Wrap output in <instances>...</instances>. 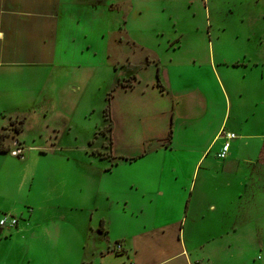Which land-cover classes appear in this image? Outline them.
<instances>
[{
  "label": "rangeland",
  "instance_id": "374dc122",
  "mask_svg": "<svg viewBox=\"0 0 264 264\" xmlns=\"http://www.w3.org/2000/svg\"><path fill=\"white\" fill-rule=\"evenodd\" d=\"M200 1L205 9L204 30L215 45L217 60L224 48L231 60L245 53L264 61L260 43L264 0ZM123 2L115 8L123 21L127 19L125 31L131 41L119 29L109 39L97 33L99 44L91 41L78 44V49H61L62 61L51 69L43 65L0 68V149H7L0 152V219H18L15 228L0 233V264L99 263L96 251L108 245L104 235L92 232L98 218L91 215L94 208L108 215L112 199L106 198L117 193L123 201H131L134 189L124 183V177L150 168L159 172L162 166L165 171L177 167L158 150L168 138L170 112L176 104L171 94L161 91L156 72L161 68V81L186 94L195 86L192 71L202 70L188 66L196 54L193 45L177 49L180 25L189 28L183 19L190 17L187 0H160V6L142 0L138 5L143 14H128V1ZM52 48L51 43L50 58ZM205 77L207 107L219 111L224 106L223 91L212 77ZM193 96H186L178 111L184 115L205 111V104ZM242 105L246 109L248 101L244 99ZM187 128L185 120L177 124L178 139ZM214 128L209 124L203 132L195 130L194 146L186 148L187 155L193 150L197 157L208 148ZM223 142L220 139L219 146ZM217 151L215 147L209 153L210 159ZM123 158L129 161L114 165ZM209 163L199 165V172L207 171ZM210 188L202 184L200 175L194 178L190 192L196 210L188 214L195 223L191 259L200 264H264V179L259 178L253 193L223 196L238 198L225 218L223 209L209 212ZM33 211L35 230L26 234L23 225L33 218ZM224 230L225 237L204 242L203 234L217 237ZM102 264L121 263L109 259ZM177 264L184 263L177 260Z\"/></svg>",
  "mask_w": 264,
  "mask_h": 264
},
{
  "label": "crops",
  "instance_id": "0c3cea01",
  "mask_svg": "<svg viewBox=\"0 0 264 264\" xmlns=\"http://www.w3.org/2000/svg\"><path fill=\"white\" fill-rule=\"evenodd\" d=\"M126 1L129 5L128 14H143L142 8L138 5L142 0ZM153 1L160 6V0ZM121 3L125 2L0 0V68L43 65L48 70L62 61L61 49L65 51L78 49V44H89L91 41L99 44L95 41L97 33L106 35L109 39L119 29L121 35L125 27L127 29L126 17L123 21L124 16L119 15L118 8H115L116 4L121 6ZM186 3L190 17L183 19L188 20L189 28L182 29L180 25L177 49L185 48L187 43L193 45L196 54L188 66L202 70L192 71L191 77L195 86L186 94L175 91L169 82L167 85V82L164 84L161 81V68L159 78L156 72L161 91L171 94L176 104V109L173 108L170 112L171 128L174 127L175 131L170 128L169 145L167 138L165 142L159 143L158 150L162 149L169 161L177 167L165 171L162 166L159 172L150 168L131 177H124V183L134 189L131 201H123L124 198L117 193L106 198L112 199L108 215L99 214L98 206L94 208L91 215H98V218L92 232L104 235L108 245L102 249L94 246V249H97L94 258L99 262L96 264H102L109 259L121 264H177V260L184 264H200L196 263L194 257L191 259L195 250L193 239L195 223L194 218L191 219L188 214L189 212L193 214L196 210L194 208L196 203L192 199L193 192H190L194 188V178L200 175L202 184L211 187L207 203L209 212L220 213L223 209L224 218L231 204L237 205L238 198L243 194L253 193L259 178L264 179V61L252 60L253 58L245 53L231 60L224 48L218 52L220 59L217 60L215 45L210 42L204 30L205 9L201 1L187 0ZM124 34L127 42L132 40L128 31ZM51 43L53 48L50 58ZM260 43L264 45V37L260 38ZM236 61L243 64L235 66ZM197 73H201L202 76ZM237 73H242L243 76H238ZM205 75L212 77L217 88L223 91L224 106L219 111H210L207 107L209 100L205 96V89L202 88ZM131 77L130 75L128 78ZM193 95L205 104V111H189L188 115H184L178 111L181 102L186 96L192 98ZM244 99L248 101L246 109H243L242 105ZM183 120L186 121L188 128L184 136L178 139L177 124ZM209 124L215 125L214 130H211L213 137L209 147L199 151L197 157L193 150L187 155L186 148L192 149L196 139L193 132L195 130L203 132L205 126L209 129ZM189 131L191 134L187 135ZM221 131L236 135L230 142L227 157L223 160L217 157L224 143L219 146L220 139H223L220 137ZM215 147H218L216 157L212 156L210 159L209 153ZM117 161L115 166L129 160L123 158ZM205 161L210 162L207 171L200 173L198 166ZM201 192H204L203 188ZM228 193L238 198L223 197ZM32 217L23 225L22 231L27 230L26 234H32L35 230L34 211ZM228 217L231 218L229 214ZM211 225H216V222L211 221ZM227 233L224 230L216 235L217 237L203 234V239L205 243H209L211 239L225 237ZM117 245L121 246L118 251ZM83 263L93 264L92 261Z\"/></svg>",
  "mask_w": 264,
  "mask_h": 264
},
{
  "label": "built area",
  "instance_id": "2783aa9c",
  "mask_svg": "<svg viewBox=\"0 0 264 264\" xmlns=\"http://www.w3.org/2000/svg\"><path fill=\"white\" fill-rule=\"evenodd\" d=\"M220 137L224 139V143L222 144L220 151L217 153V157L223 160L227 157L230 148V142L236 138V135L231 132H222ZM17 225H18V219L14 217L1 218L0 233H2L4 230L8 228H15ZM120 248H121L120 245L116 246L117 251L120 250Z\"/></svg>",
  "mask_w": 264,
  "mask_h": 264
},
{
  "label": "trees",
  "instance_id": "16d2710c",
  "mask_svg": "<svg viewBox=\"0 0 264 264\" xmlns=\"http://www.w3.org/2000/svg\"><path fill=\"white\" fill-rule=\"evenodd\" d=\"M159 70L160 69H157V78H159ZM109 130H111V126L109 127ZM170 141H171V132L169 133V136H168V145ZM0 152H7V149H0Z\"/></svg>",
  "mask_w": 264,
  "mask_h": 264
}]
</instances>
